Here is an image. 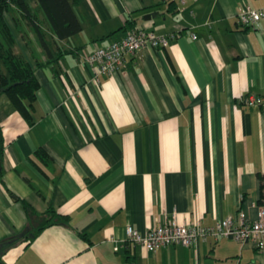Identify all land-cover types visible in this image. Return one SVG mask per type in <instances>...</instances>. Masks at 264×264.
<instances>
[{"label": "crops", "instance_id": "0c3cea01", "mask_svg": "<svg viewBox=\"0 0 264 264\" xmlns=\"http://www.w3.org/2000/svg\"><path fill=\"white\" fill-rule=\"evenodd\" d=\"M30 5L48 54L16 8L5 15L38 87L31 121L0 93V264H264L230 236L147 250L125 231L264 209V107L244 101L264 102V17L236 18L264 0H80L81 29L63 39ZM133 24L176 35L96 80L78 53ZM49 208L66 218L33 234Z\"/></svg>", "mask_w": 264, "mask_h": 264}, {"label": "built area", "instance_id": "2783aa9c", "mask_svg": "<svg viewBox=\"0 0 264 264\" xmlns=\"http://www.w3.org/2000/svg\"><path fill=\"white\" fill-rule=\"evenodd\" d=\"M10 5L9 10L15 9ZM264 17V9L243 6L238 9L236 18L241 25L251 26ZM175 32L169 34L146 29L135 24L125 33L109 43L93 48L91 51H81L82 57L92 69L94 78L98 80L100 74H110L117 70L125 60V54H136L144 46L165 47L169 44V37H174ZM196 37L195 34H192ZM245 103L262 104L261 97L249 95L244 98ZM126 238L139 243L147 250L169 244L189 245L208 237L217 239L220 236H230L240 242H251L254 247L264 251V209L260 208L255 218H249L243 209H238L232 215L218 219L213 224L202 225L195 222H178L174 216L165 215L164 220L141 232L128 224L125 228Z\"/></svg>", "mask_w": 264, "mask_h": 264}, {"label": "trees", "instance_id": "16d2710c", "mask_svg": "<svg viewBox=\"0 0 264 264\" xmlns=\"http://www.w3.org/2000/svg\"><path fill=\"white\" fill-rule=\"evenodd\" d=\"M30 1L31 0H0V93H5L16 109L28 121H31L30 112L34 107L38 80L31 63L22 53L14 50L15 37L7 22L4 12L9 10L10 5H14L20 16L27 20L30 24L40 45L44 49L45 53H47L48 44L45 33L42 29L36 9L30 5ZM32 1L36 2L38 9L43 10L46 18L52 26L53 31L57 35V38H66L81 29L80 20L74 10V4L78 3L80 0ZM3 154L4 138L0 125V181L2 182H4ZM22 202L28 217L35 215L30 205L25 200H22ZM65 218V215L59 214L54 209L49 208L45 213L40 215V220L37 223L33 234L41 230L45 224L52 221L63 220ZM31 236L33 237V235ZM14 238L16 237L12 236L4 239L2 241L6 242L4 248L10 244Z\"/></svg>", "mask_w": 264, "mask_h": 264}, {"label": "rangeland", "instance_id": "374dc122", "mask_svg": "<svg viewBox=\"0 0 264 264\" xmlns=\"http://www.w3.org/2000/svg\"><path fill=\"white\" fill-rule=\"evenodd\" d=\"M13 11H14V15L13 16H15V17H18V15H17V12H15L16 10H14V9H12ZM18 22H20V24L22 25V22H21V20L18 18V20H17Z\"/></svg>", "mask_w": 264, "mask_h": 264}]
</instances>
